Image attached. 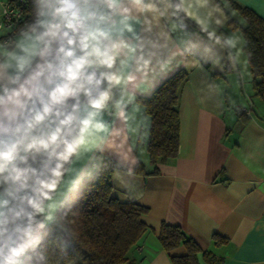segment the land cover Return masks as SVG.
Segmentation results:
<instances>
[{"label":"clouds","instance_id":"1","mask_svg":"<svg viewBox=\"0 0 264 264\" xmlns=\"http://www.w3.org/2000/svg\"><path fill=\"white\" fill-rule=\"evenodd\" d=\"M24 5L22 15L13 12L21 19L0 24V264H53L59 210L74 203L91 175L85 160L113 134L114 121L126 124L137 96L208 49L199 37L234 63L246 41L240 28L220 31L236 14L226 12L229 0Z\"/></svg>","mask_w":264,"mask_h":264},{"label":"crops","instance_id":"2","mask_svg":"<svg viewBox=\"0 0 264 264\" xmlns=\"http://www.w3.org/2000/svg\"><path fill=\"white\" fill-rule=\"evenodd\" d=\"M5 1L0 0V11ZM234 1L264 19V0ZM189 31L196 30L190 25ZM220 31L235 30L224 25ZM199 40L208 49L201 47L196 57L181 61L187 78L177 104L176 156L158 164L156 174L133 172L137 161L148 165V119L135 99L127 123L114 121L113 134L85 163L90 168L99 155L114 158L123 168L112 171V196L148 208L142 219L152 230L132 252L139 264H172L170 255L185 252L183 245L162 249L157 238L162 222L180 226L222 264H264V100L254 94L245 52L234 63L228 50ZM225 64L230 68L224 71ZM214 234L226 241L215 244ZM198 260L207 264L200 253Z\"/></svg>","mask_w":264,"mask_h":264},{"label":"trees","instance_id":"3","mask_svg":"<svg viewBox=\"0 0 264 264\" xmlns=\"http://www.w3.org/2000/svg\"><path fill=\"white\" fill-rule=\"evenodd\" d=\"M218 2L224 6L222 0ZM233 10L236 14L230 15L225 25L233 30L241 29L246 41L243 48L252 88L254 94L264 100V19L251 8L229 0L226 12L230 14ZM226 65L224 71L230 68ZM186 78L187 70L180 68L160 82L150 95L136 97L144 113L151 116L145 138L149 166L137 161L133 172L144 176L156 174L158 164L176 156L180 129L177 104ZM96 165L91 175L83 177L78 192L73 194L74 203L59 210L57 223L60 228L54 233L59 246L54 251L50 249L53 264H139V259L132 252L146 231L152 230L142 219L148 208L138 202L120 201L112 196V171L123 168L118 161L103 155ZM157 238L165 251L184 246L183 254L169 256L172 264H199V253L207 264H222L221 257L201 249L178 225L162 222ZM212 238L215 244L226 241L217 234Z\"/></svg>","mask_w":264,"mask_h":264},{"label":"built area","instance_id":"4","mask_svg":"<svg viewBox=\"0 0 264 264\" xmlns=\"http://www.w3.org/2000/svg\"><path fill=\"white\" fill-rule=\"evenodd\" d=\"M7 9V15L4 14V10ZM15 10H19L21 15L24 10V2L23 0H14L9 1L6 0L2 3L1 11H0V24H4L5 26L12 24L14 21L21 19V16H14L13 12ZM242 112L248 113L247 108L241 109Z\"/></svg>","mask_w":264,"mask_h":264},{"label":"rangeland","instance_id":"5","mask_svg":"<svg viewBox=\"0 0 264 264\" xmlns=\"http://www.w3.org/2000/svg\"><path fill=\"white\" fill-rule=\"evenodd\" d=\"M101 156L99 155V156H97V158L95 159V161H93V163H92V165H91V167L89 168V170L92 172V170H94V168H95V164L97 163V159H99Z\"/></svg>","mask_w":264,"mask_h":264}]
</instances>
